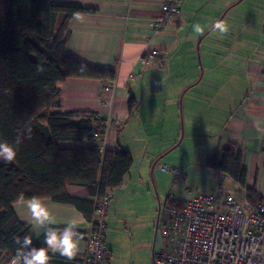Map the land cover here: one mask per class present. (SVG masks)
I'll list each match as a JSON object with an SVG mask.
<instances>
[{
	"label": "crops",
	"instance_id": "0c3cea01",
	"mask_svg": "<svg viewBox=\"0 0 264 264\" xmlns=\"http://www.w3.org/2000/svg\"><path fill=\"white\" fill-rule=\"evenodd\" d=\"M54 1L93 10L70 19L66 54L85 65L116 72L115 81L59 82L60 106L54 108L94 113L107 126L105 138L96 144L103 150L126 149L133 157L124 184L111 194L106 215L110 257L113 245L107 229L120 231L121 226L128 231L135 223L143 224L142 218L152 228L172 193L184 202L192 193L232 192L253 206L247 198V190L253 189L264 199V0H183L168 29L159 32L150 25L162 0ZM64 20L65 15H59L58 25ZM215 21L228 25L227 38L211 30ZM197 23L205 28L203 35L193 31ZM153 50L160 56L157 64L150 65L145 58ZM222 66L230 69L221 72ZM227 141L242 150L247 170L244 188L205 165L210 153ZM90 144L83 140L61 146ZM161 166L176 168L181 175ZM67 191L73 198L96 204L85 187L70 185ZM42 202L56 220L51 227L62 230L66 222L77 221L79 252L73 260L83 257V235L91 228L95 210ZM13 209L29 225L25 237L35 241L43 235L29 222L24 202L15 203ZM155 238L153 254L161 246L158 233ZM61 260L66 261L51 257L50 264L70 263Z\"/></svg>",
	"mask_w": 264,
	"mask_h": 264
},
{
	"label": "trees",
	"instance_id": "16d2710c",
	"mask_svg": "<svg viewBox=\"0 0 264 264\" xmlns=\"http://www.w3.org/2000/svg\"><path fill=\"white\" fill-rule=\"evenodd\" d=\"M75 3L54 0H0V141L16 147L12 163L0 162V256L17 258L29 225L16 215L13 205L21 194L75 205L84 211L97 207L108 194L122 187L133 165L126 149L103 150L92 141L103 139L107 126L92 112L55 111L60 106L58 83L68 78L115 81L110 68L91 67L66 54L68 24L77 13L92 12ZM65 20L59 26V15ZM37 65L44 68L37 71ZM130 111L135 108L133 99ZM22 141L16 145V140ZM90 141L87 146L64 147L62 143ZM205 165L221 171L242 188L247 170L240 146L231 141L210 153ZM85 187L97 201L73 198L67 187ZM247 198L254 208L262 200L253 189ZM167 202L184 206L168 197ZM92 214V212H91ZM86 214L88 218L91 215ZM46 248L44 235L32 241ZM50 257H59L49 252ZM3 258V259H4ZM109 257L107 263L109 264Z\"/></svg>",
	"mask_w": 264,
	"mask_h": 264
},
{
	"label": "built area",
	"instance_id": "2783aa9c",
	"mask_svg": "<svg viewBox=\"0 0 264 264\" xmlns=\"http://www.w3.org/2000/svg\"><path fill=\"white\" fill-rule=\"evenodd\" d=\"M182 1L162 0L153 27L166 28L181 11ZM156 55L158 51L153 50L145 59L153 65ZM97 140V135L92 137ZM162 169L181 175L176 168ZM190 195L183 207L168 202L160 209L156 228L161 246L154 252L153 264H264V199L254 208L232 192ZM169 198L178 200L173 193ZM111 199L108 194L95 208L91 228L83 235L85 254L69 264H108L105 218ZM3 258L0 256V264H13L17 259Z\"/></svg>",
	"mask_w": 264,
	"mask_h": 264
},
{
	"label": "clouds",
	"instance_id": "9594fccd",
	"mask_svg": "<svg viewBox=\"0 0 264 264\" xmlns=\"http://www.w3.org/2000/svg\"><path fill=\"white\" fill-rule=\"evenodd\" d=\"M77 19H79L78 15ZM209 26L213 32L219 33L220 36L227 35L229 31L228 25L222 21H215ZM193 31L197 35H203L205 28L197 23L193 25ZM37 71L43 72L44 68L37 65ZM21 142L18 137L16 145ZM16 155V147L7 141H0V162L12 163L15 161ZM19 200L24 202V207L30 217L29 222L34 228L43 230L44 243L47 247L36 248L31 246L32 241L30 238L24 237L22 241L17 238L16 242L20 244V247L17 249V259L13 261V264H50L49 252L53 255L59 254L66 261L73 260L79 252V237L76 231L77 221H68L62 230H57L51 227L56 223L55 218L39 197L34 196L24 201V196L21 194Z\"/></svg>",
	"mask_w": 264,
	"mask_h": 264
},
{
	"label": "rangeland",
	"instance_id": "374dc122",
	"mask_svg": "<svg viewBox=\"0 0 264 264\" xmlns=\"http://www.w3.org/2000/svg\"><path fill=\"white\" fill-rule=\"evenodd\" d=\"M156 19L157 18L153 19L150 25L153 32H159V30L153 27V24L156 22ZM169 25L160 31L168 29ZM221 37L227 38L226 35ZM229 39L230 37L228 36V40ZM159 56L160 51H158V55H156L155 57V62H158ZM228 64L229 62H227V65ZM227 68L229 70L230 66H222L221 68H219V71H225V69ZM162 167L163 166H161V169ZM236 193L240 198H242L238 191ZM107 217L105 219H107ZM142 219L141 223L143 224L138 225L134 222L135 225L131 224L132 226L131 228H129L128 231H125L123 228L121 229V226L119 227L120 231L107 229V233L111 236V245H113L112 257H110L112 260V264H153V247L156 240L155 235L157 234V228L155 223L154 225H152V228L147 225H144Z\"/></svg>",
	"mask_w": 264,
	"mask_h": 264
}]
</instances>
